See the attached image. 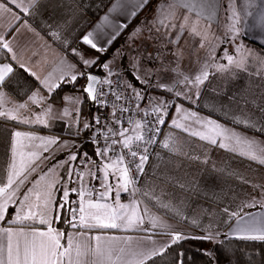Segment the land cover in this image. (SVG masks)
<instances>
[{
	"label": "crops",
	"instance_id": "1",
	"mask_svg": "<svg viewBox=\"0 0 264 264\" xmlns=\"http://www.w3.org/2000/svg\"><path fill=\"white\" fill-rule=\"evenodd\" d=\"M223 1L225 0H210V2L214 5V9L206 10L204 16H202L199 21V25L210 28L208 31L210 40H212L213 34L217 32L218 18L221 3ZM236 1L239 2V6L242 8L239 13L243 20L241 33H243V35H245V37L251 42H254L264 48V29L255 26L253 16L247 14L249 12L253 14L257 13L260 10V5L264 4V0H254L255 6H250L249 0ZM122 2L124 3V8H122L119 12L112 13L109 16L112 25L105 27L106 32L112 33L116 30L114 25H118L122 21L127 22V27L120 31L116 40L129 30L133 21H135L137 16L144 11V8H146L145 6L143 9L137 10V15L135 17H131L130 13L138 0H122ZM185 2H191V0H168V3L183 4ZM23 3L25 7L28 6V0H23ZM65 3L66 0H39L36 8L31 10L34 13L33 15L23 16V14H21L23 16V20H27L32 28L35 29V33H38L39 35L37 36L35 33L26 29L22 30L21 34L17 36L14 42V48L17 49V54L20 60L35 71L38 76L41 78L48 77L50 84L60 83V86H69L61 92H56L59 87L54 88L50 96L46 89H42V95L47 97L46 103L48 104V99L50 98L61 95L62 93L71 92L73 97L77 99L76 102L69 103L67 109L68 111H71L73 115L74 110L79 109L81 118H79L77 123L73 117L70 121L66 119L64 120L59 117L63 112L61 106L52 105L51 116L44 118V123L38 122V124L49 125V127L36 126L37 121H35L36 127L26 125L21 122L20 115L16 120H0L15 122L19 125L17 127L6 126L8 131H12L13 133L17 131H24L23 133L32 135L34 139H42L44 137H46V139H50L49 135L55 134L42 133L39 130H55L58 125L62 126V129L64 130L76 129V132L80 130L82 132L81 139L79 138V135H77L76 138L71 137V140L60 139L58 142L66 143L70 141L74 142V145L76 143L79 144L81 142H89L95 146V144L91 142V137L87 140L84 134V131L89 130L90 128L84 129L83 127L85 123H89L90 119L94 117V112L91 113V110L93 111L92 103L87 100L80 85L76 86V88L72 87L79 81V79L75 84L61 82V77L66 78L71 75L72 70L69 68V65H76V69L80 71L84 70L83 65L79 63L78 59L74 61L73 58H75V55L71 52V48H74L72 45H70V49L67 52L72 54L73 58L69 56L68 53L62 51V48H66L63 43L64 39H67L70 42L73 40L72 34L82 36L87 31H91L95 25L101 21L102 17L108 13L109 8L112 7L115 0L112 1L101 16L93 22L91 27L84 30L80 27L77 28L75 24L67 25L63 22L62 19L67 14H70L72 9L81 11V8L75 3L69 2L71 5L69 6L70 8L65 5ZM155 3L156 0H150L148 5L151 6ZM165 5L167 7V4ZM60 8H62L61 11H59ZM213 10L215 15H212L210 19H205L204 17L208 16L209 12ZM62 11H65L63 12L64 14H58V12ZM180 12L182 14H188L190 16V22H194L196 20L195 12L188 13L186 9H181ZM182 14L179 19L173 21L177 25L183 23ZM147 16L149 17L150 14ZM23 20L21 23H23ZM10 23H12V18L10 16L0 18V32H3L6 35V38L9 39H11V35H8ZM203 30L206 29H202V31ZM52 31H59L61 39L58 40L53 38L50 34ZM185 35L186 30L183 34L179 35L176 43H169L170 40L176 39L178 36V28L172 29L170 34L166 36V40H168L167 46L164 45V43H161L160 45L161 49L170 52L168 55L171 58V63L169 61L170 58L166 55V53L163 54L165 55V60L171 65L176 63V59L172 53L179 48V45L183 42ZM189 36L193 35L189 32L187 34V38ZM116 40L114 42H116ZM211 43L205 42L204 47L201 48V43L191 42L188 39V43H185L181 49L183 56L179 61L180 70L187 75L193 74L192 76H194L200 66L205 62L217 65L215 57H220V51H232L230 44L225 42L219 46L214 59H209L203 54L205 51L210 50L209 45ZM122 45L121 40H119L117 44L115 43L112 48L110 47L108 49V52L111 50L115 52V50L119 47L121 50L129 52L125 48L122 49ZM82 46L89 49L88 52H80L84 57L91 58L98 55V53L90 49L88 46ZM33 53H35V55H33ZM124 55H119V60L116 62L117 70H119L118 73H123L126 83H132L139 90L142 88V85L133 79L131 74L132 65ZM8 62L10 61L5 59L4 54L0 52V64ZM160 66L161 64L154 66V68H159ZM14 67H16L15 64ZM187 67H192L193 71H187ZM126 68L129 69L128 72L130 75H127L128 72L126 71ZM208 70V79L199 86L198 98L196 96V89L191 85L187 88L183 85L180 86L181 90L188 92V95L192 97L189 100H187V98L183 95L177 97L174 93L165 92L157 87H154L153 89L151 87L146 88V99L143 101V106L146 108L149 107L148 100L158 99L155 95L153 99H148V92L150 90H152V92L162 94L164 97L163 100L168 103L172 98H175L176 102L171 108L167 109V115L164 117L165 123L158 139L157 148L151 160L144 166L140 182L136 186L129 185L128 191L121 196L125 201L129 198V195L132 196V200L139 205L138 212L141 215L144 214V209H147V215L144 216V228L151 227L150 221L153 217L158 219V225L153 228L151 232H145L143 228L130 230H125L123 228H72L71 231L67 233L65 239L63 240L62 238V244L66 245L67 237L71 235L74 243L77 241L82 243L87 242L94 247L97 243L94 237L99 235L102 237L100 244L105 249L106 253L109 251L111 252V259L109 260L106 255L103 258V264H137V260L141 258L139 253H147L152 248H159L160 246L170 242L171 237L169 233L172 232L182 233L186 237H203L209 230H211L214 233H220L217 240L225 239L224 234L229 233L230 228L235 225V219L229 220L228 213H226L224 209L227 208L229 211H237L242 203L251 201L250 194L252 191L253 195L258 194V191L260 190L264 191V188L259 186V181H257L260 180L259 178L264 179V172L252 165L255 164L264 169V164L240 155L239 153L242 145L236 144L235 139L232 138V134L234 133L236 136L245 140H254L260 148H264V138L229 125L228 123L220 121L216 118L210 117L205 113L214 114L227 122L264 134V131L260 129L258 117L256 116L258 110L264 109V96H262L261 101L259 96L260 88L261 94L264 95V87L255 86L258 84L255 83V81H258L260 78V75H258L259 73L254 75V73H251L250 71L248 72L245 69L243 70L242 68H236L233 66L230 67L229 71H218L214 66L210 67ZM113 71L116 72V69H113ZM257 71L259 72V70ZM172 75L173 72L171 71H162L158 74V76H153L152 80L154 84L164 82L170 85L171 82H173ZM12 76L13 75H11L9 79H11ZM29 76L32 78L33 84L30 85L29 82L25 85L19 84V90H27L30 93L31 90L41 87L40 82L35 77H32L31 75ZM113 77L114 76L111 78ZM4 91L8 93V98L11 101V92L8 88H5ZM26 99L27 97L24 94V100ZM24 100L22 102H24ZM13 104L18 103L15 101L7 103L4 105V109H6V107L13 106ZM181 105L186 112L197 113L201 121L211 120L222 126V128L226 130L225 136L228 138L217 136V144L213 145L208 140L200 139L199 135H192V132L207 133V129L202 128V126L195 123L193 119H182L176 112V107ZM43 108V104H32L30 112H27L28 110H23L21 112L24 116L23 118H25L27 114L29 115L33 112L40 115ZM250 116L255 118L253 119L254 123H252L254 125L253 127H248L244 123L240 122L246 118L248 119ZM173 119H176L178 123L183 125V127L177 128L173 126ZM261 128L264 129V125ZM185 129L188 130L185 131ZM128 135H133V133L130 131ZM12 137L13 135L10 137L9 134V138ZM66 137L67 136H65V138ZM221 141L226 144L225 148L219 147V143ZM165 142L169 144V148L163 147ZM96 150L93 155L90 153H82L80 156L79 161L82 164L83 181L76 178L79 180L76 184V189L77 185L86 187L91 175L93 174H98L101 178L100 193L105 192V188L102 187V182L110 185H115L117 183L116 177H118V170L116 168H109L107 170L108 181L104 182L100 171L103 158H100L97 155ZM85 154H87V158H85ZM75 162L76 161L74 160V164L77 165ZM76 165H74L75 168L78 167ZM120 166L122 167V165ZM251 171H255L254 177L251 176ZM251 178H253V187H251ZM6 183L7 180H4V185ZM257 185L258 187L256 188L255 186ZM133 189H135V192H133ZM10 191H12V189L8 190V195H11ZM146 193L147 195H145ZM15 196L16 192L12 195V199L7 201L5 200V197L0 196V204H5L7 209L4 214V218L7 215L8 219L12 217L11 209V213L8 212V209L12 208L11 202ZM75 197L76 195H73V193L70 192L68 201H75L73 208L78 209V202ZM58 198L59 193L55 196L56 200H58ZM256 199L257 201L264 203V194ZM105 202L107 201H103L101 203ZM243 212L255 215H264V207H261L258 203L256 207H245ZM58 214V211H54L50 224L53 229L60 231L55 227L57 222L56 217ZM4 218L0 220V243L5 244L6 238L3 237L2 232L4 228L11 227L14 229H23L25 233H30L33 230L46 232L49 226L11 223L9 222L10 219L6 221L7 225L3 226L2 224ZM78 220L79 219L77 217V223L79 222ZM80 233H83L84 235L81 236ZM149 235H151V241L146 239ZM228 238L236 239L231 235H229ZM29 239H31V236H29ZM91 259L95 258L93 257Z\"/></svg>",
	"mask_w": 264,
	"mask_h": 264
},
{
	"label": "snow or ice",
	"instance_id": "2",
	"mask_svg": "<svg viewBox=\"0 0 264 264\" xmlns=\"http://www.w3.org/2000/svg\"><path fill=\"white\" fill-rule=\"evenodd\" d=\"M150 0H138L134 5L133 10L130 13L131 17L137 15V10L143 9L149 4ZM39 3V0H28V6L25 7L23 0H0V18L4 16H10L12 18V23L9 25L8 35H11V39L6 38V35L3 32H0V52L4 54V58L8 59L10 62L0 64V117H6L13 120L17 119V116L20 115L21 122L29 123L31 121L23 118L21 110L31 111L32 104H43L44 105V115L52 113L51 105L47 104V97L42 95V89H46L49 96L51 95L54 88L60 87V83L50 84L48 77L41 78L37 75L35 71L29 68L24 62H22L17 54V49L14 48V42L22 32V30H28L35 33V29L28 23L27 20H23V16L33 15L31 11L36 8V5ZM250 6H255L254 0H249ZM167 4V10L161 11L162 7ZM236 0H229L227 8L231 11V17L233 23L229 27V31L233 34H238L237 24L240 23V16L235 8ZM124 8V3L122 0H115V3L112 4V7L109 8L108 13L105 14L101 21L95 25L91 31H87L85 34L79 37V41L82 45L88 46L90 49L98 53L97 56L93 58H86L82 53L79 52L77 48H71L73 55L79 57V63L83 65V71L77 70L76 65H69V68L72 70L71 75L61 77L62 83H71L75 84L78 79H84L85 84L82 86V91L85 94L87 99H90L94 104H100L101 106H107V101L102 98L106 95H113L116 101H120L124 98L123 92H118L113 87L114 81L111 79L112 76H116L117 80L115 84L117 87L122 84V77H120L118 72H114L112 69L113 60L105 61L102 64L100 63V55L106 53L108 49L112 46L113 42L116 40L117 36L120 34L124 28L127 27V22H121L118 25H114L116 29L112 33L105 31V27L112 25V22L109 19V16L112 13L119 12ZM181 9H186L188 13L195 12L196 20L190 22V16L188 14H182ZM214 9L213 3L210 0H191V2H185L183 4L178 3H168V0H156L155 12L158 14L154 15L151 25L148 28L150 33L155 32L157 35L163 39L165 36L170 34L172 29L178 28V36L176 39L170 40L169 43H176L179 35L183 34L185 30H189L191 34L200 36L201 32L199 31L197 25L199 24L200 18L204 16L206 10ZM23 14V16L21 15ZM182 14L183 23L177 25L173 21L180 18ZM250 16H253V21L255 26H258L264 29V4L260 5V10L253 14L251 12L247 13ZM212 15H215L214 10L209 12L208 16L204 17L205 19H210ZM23 20V23L21 21ZM139 32V29H137ZM37 36L38 33H35ZM53 38L61 39L59 31H52L50 33ZM135 35V33L133 34ZM66 48L70 47L71 42L67 39L63 41ZM200 47H204V41H201ZM35 55V53H33ZM117 55H120L119 50H117ZM172 55L176 59V67L165 69L161 65V71H171L176 73V77L171 85L164 82L155 83V87L162 89L165 92H174V94L179 97L183 95L187 99L192 97L188 95V92H185L180 89V86L183 85L187 88L189 85L196 89V96H199V86L202 85L209 76V68L216 67L218 71L226 70L225 65H212L208 62L202 64L194 76L187 75L180 70L179 61L182 59L183 53L179 48ZM149 58H151V53H148ZM214 59V57H212ZM140 56L132 57L130 63L132 65V76L138 83L142 85L141 89H137L132 83L123 84L125 91L131 93L130 103L135 105L137 112H143L145 116L149 115V109H141L140 103L146 99V88L153 86L152 77L157 75V71L151 68L145 69L141 66ZM228 65H233L236 68L244 67V59L239 60L234 59L233 56H227ZM14 64L16 67H14ZM99 64V67L105 70V77L101 79L96 74L92 73L90 69L96 67ZM23 70L25 73H28L32 77H35L39 82L41 87L35 90L25 91L26 100L22 103L13 104L11 109H4V105L10 103L11 101L8 98V93L4 91L11 83H18L14 79H9V77L17 70ZM98 85H107V91L103 87H98ZM190 91V89H189ZM19 93H17L18 95ZM66 100H76L74 97H65ZM148 104L151 109V113L155 115V124L163 125L165 123L164 117L167 115V109L170 107L167 101L157 99V100H148ZM112 110V119L113 123L116 125H121L120 128L108 127L107 131L104 133L105 146L103 148H97V155L102 157L105 161L103 164L102 170L104 171L105 180L108 177L109 168H117L120 171L121 175L116 177V194L113 204L107 202L101 203L97 202H88V207L85 209L83 204L84 193L82 190L76 188L68 189L64 187L63 198L61 203L56 206L58 213L64 210L66 207L71 213V218L67 220V223L70 227L76 229L78 227L82 228H100V229H117L123 228L125 230L143 228L145 232H151L155 228L159 221L157 218L153 217L150 221L151 227L144 228V216L147 215V209H144V214L141 215L138 212L139 205L136 202L130 205H124L120 203V190L128 191L129 184H135V178L130 177V171L135 170L137 174H142L144 171V164L149 158V149L148 145L155 143V138L149 136V133H158L159 127H151L147 122L143 120H134L129 118L127 123L131 126L123 127V121L120 117L117 116V111L121 113L129 112L130 109L125 106H118L113 103ZM176 112L181 116L182 119H193L195 123L200 124L202 128L207 129V133L192 132V135H199L200 139L208 140L211 144H217V136L228 138L225 136L226 130L222 126L216 124L211 120L201 121L195 112H186L182 105L176 107ZM70 113L67 108L63 110V116H69ZM37 122L44 123L45 121L41 120L40 116L36 117ZM78 122V114L76 117ZM248 127H253L254 125L247 119L240 121ZM94 125H100L101 121L98 116L93 117L92 123H85L83 125L84 129H88ZM172 125L181 128L183 125L177 122L176 119L172 120ZM188 129H185L187 131ZM129 131L133 135H128ZM264 131V129H262ZM97 135L99 134V129L97 130ZM22 135L21 132L17 131L14 133V137L19 138ZM113 137H119L115 139ZM232 138L235 139L237 145H242L240 150V155L247 157L250 160L258 161L261 164H264V148H260L254 140H245L239 136L232 134ZM110 141V143H109ZM94 143L98 141L94 140ZM49 144L56 143L55 140H49ZM17 141L14 140L12 145L13 153L16 151ZM119 145L121 149H127L126 153L120 152L113 159L109 156V153L115 152V146ZM164 148H169V144L165 142L163 144ZM220 148H225L226 144L221 141L219 143ZM47 151V148L44 149ZM130 157L131 159L125 163V157ZM77 157L75 155L71 156V160H75ZM87 158V154H85ZM13 170L15 169V164L12 165ZM21 173L12 171L8 175L7 183L0 187V196L5 197V200H11L12 195H8V190L11 189L15 183L13 176H20ZM78 179L83 181V174H75ZM67 182H75L73 180V171L70 169L68 172ZM23 183V181H21ZM102 187L105 188V192L99 194V199L107 201L111 198V192L113 186L110 184H105L102 182ZM264 188V186H262ZM71 193H77L81 199L78 209L73 208L68 201V197ZM135 192V189H133ZM147 195V193L145 194ZM40 195H37V199H40ZM50 194H47L45 197L44 210L36 213L32 211V206L29 205L28 211L26 214L17 217L18 222L35 220L39 216L40 224H47L48 229L44 231L33 230L30 233H25L23 229H14L11 227L4 228L2 230L3 237L6 238V244L0 243V264H103V258L107 255V258L111 259V252L105 251V249L100 244L102 239L101 236H95L94 239L97 242L93 247L87 242H73V237L69 235L67 237V244H62L61 240L64 238L65 234L51 227L50 221L47 217V204L50 202ZM24 200H28V195H24ZM23 203V202H21ZM75 203V201L71 202ZM260 204L261 207H264V203L257 201L255 197L252 198L249 202L242 203L237 211H229L225 208L224 211L228 213L229 220L235 219V225L230 228L229 233L224 234L225 239L229 235L233 236L236 239L240 240H249V241H262L264 242V215H255L252 213H244L243 209L245 207L252 208L256 207L257 204ZM5 204H0V220L4 218L6 212ZM77 211L81 213L79 216V223H77ZM57 219H60L58 214ZM94 221V222H93ZM195 223V221H194ZM83 236V233H80ZM171 239L170 242L160 246L159 248H152L147 253H139L140 259L137 260V264H146L147 260L152 259L156 256H163L168 248L173 244L180 242L183 239L188 237L184 236L182 233L172 232L169 233ZM31 236V239H29ZM220 236L219 232H213L209 230L207 234L199 239L206 241H216ZM147 240L151 241V235L146 237ZM207 255H211L207 253ZM180 256H183V253H180ZM95 259H91V258ZM67 258V259H65ZM213 259H215L213 257ZM178 264H183V259L178 261Z\"/></svg>",
	"mask_w": 264,
	"mask_h": 264
},
{
	"label": "rangeland",
	"instance_id": "3",
	"mask_svg": "<svg viewBox=\"0 0 264 264\" xmlns=\"http://www.w3.org/2000/svg\"><path fill=\"white\" fill-rule=\"evenodd\" d=\"M229 0H225L221 3V9H220V13H219V18H218V25H217V32L215 34H213L212 36V40H210V35H208V31L210 28H207L203 25H197L199 31L201 32L200 36H189L187 38V34L190 32L189 30H186V35L184 37L183 42L181 43V45H179V49L181 50L184 46L185 43H188V39L191 42H195V43H201V41L203 40L204 43L205 42H212L209 45L210 50L207 52H204V56L209 59H212V57H215V55L218 52L219 46L225 42H227V44L229 43L231 46V50L232 51H220L221 55L220 57H215L217 64L219 65H225L226 66V70H230V67H232L233 65H228V61H227V56L231 55L234 57V59L239 60L241 58L244 59V67L242 68L243 70H247L248 72L250 71L251 73H254V75H260L259 80L255 81V83H258L255 86L258 87H264V56L261 55L260 53H258L256 50H254L253 48L247 46L242 38H245V35H243V33H241V26H242V18L241 15L239 14L240 11L242 10V8H240V4L239 2L236 1L235 4V8L237 13L240 16V23L237 24V28H238V34H233L231 31H229V27L230 25L233 23L232 19H230L231 17V11L227 8ZM152 7V8H151ZM155 8H156V3L151 5V6H146V8H144V11L139 14V16L136 18L135 21H133V23L131 24V27L129 28V30L123 35V38H125V42L124 45H122V49L125 48L127 49L129 52H125L124 50H121L120 47L118 49L114 51H110V56L106 61L109 60H113L114 63L112 64V69H116V72H119V70H117V63L119 60V55H117V50H119L120 55H124L129 62L131 61L132 57L134 56H141L140 58V63L141 66L145 69L151 68L153 70L157 71V75L160 74L161 71V66L158 68H154V66H158L159 64L163 65L164 68H174L176 67V63L174 65H171V58L168 55L167 51H164L163 49H161V43H164V45L167 46L168 40H166V36L161 39V37L159 35H157L155 32L150 33L148 31L149 26L152 23L153 17L154 15L158 14L157 12H155ZM151 9V10H149ZM167 7L166 5H164L161 9V11H166ZM150 16L148 17L147 15ZM137 29H139V32H137ZM202 29H206L203 30ZM135 33V35H133ZM193 39V40H192ZM249 40V39H247ZM250 41V40H249ZM256 44V43H255ZM258 45V44H257ZM160 46V47H159ZM158 48V49H157ZM160 48V49H159ZM143 49V50H142ZM155 49V50H154ZM132 50V51H130ZM182 51V50H181ZM148 53H151V58H149ZM163 53H166V55L170 58V63L167 62L165 60V55ZM155 55H158V59L157 60H153V57ZM143 56V57H142ZM76 59L79 60L78 56H75ZM93 58V57H91ZM153 66V67H152ZM132 67V66H131ZM234 67V66H233ZM259 70V72L257 71ZM105 73V70H103ZM187 71H193L192 67H187ZM106 75V74H105ZM120 77H122V85L126 84V79L123 75V73L119 74ZM193 75V74H192ZM190 75V76H192ZM105 77V76H104ZM104 77H102L101 79H103ZM176 77V73H173L172 75V79L174 81ZM114 78L117 80V77L114 76ZM246 78V77H245ZM173 82H171L172 84ZM170 84V85H171ZM263 84V85H262ZM155 87V84L153 82V86H151V88L153 89ZM19 93V92H17ZM17 93H14L12 91L11 95V102L15 101L17 103H21L24 100V94L21 95L20 93L17 95ZM154 95L158 98L163 100L164 97L162 94H158L155 92H152V90H150L148 92V99H153ZM260 101L262 100V96H264L263 94H261V88H260ZM65 97H73V95L71 94V92L69 93H62L61 95H57L53 98L48 99V104L49 105H59L61 106L62 110H64L65 108H68V104L71 102H76V100H66ZM75 98V97H74ZM189 100V99H187ZM13 106L10 107H6V109H11ZM148 109H150V106L147 107ZM23 111V110H21ZM29 112V111H27ZM70 115L69 116H63V112L62 115L59 116L62 119H66L69 120L73 118L77 117L78 114V120L79 118H81V114H80V110H74V115L71 113V111H69ZM73 115V116H72ZM19 116V115H18ZM17 116V117H18ZM40 116V118L42 120H44V118L46 117H50L51 114L48 115H44V108L42 109V113L40 115H38L37 113L35 114L34 112L31 114H27V116L25 117L27 120L31 121L29 123H25L26 125H29L31 127H36V126H40V127H49V125H41V124H36L35 126V121L36 117ZM24 117V116H23ZM22 118V117H21ZM252 116H250L247 120H249L251 123L253 122ZM0 119H10V118H6V117H0ZM23 123V122H22ZM77 123V120H76ZM253 131V130H250ZM24 131H21L22 134H26V135H22L19 138L14 137V133L12 131H9L10 133V137L11 135H13L12 138H9V143H8V149H7V156H6V165L4 166L5 168V180L8 179V175L10 174V172L15 171V172H19L21 173L20 176H13V179L15 181L13 187L11 188L12 191H10L11 195L13 193L16 192V196L15 198L12 200L11 202V207H12V217L10 218L9 222L11 223H21V224H32V225H42V226H46L47 224H40L39 223V216L36 217L35 220H28V221H23V222H18L17 221V217L18 216H22L24 214L27 213L28 211V207L29 205L32 206V211L39 213L41 211L44 210V205H45V197L47 194H50V202H48L47 204V219L51 222L52 219V214L54 213V211H57L56 206L61 203L62 198H63V191L62 189L64 187H67L69 190L72 188H76V184L79 181L78 179L75 178L74 176V171L75 169H79L81 171L82 174V164L79 162H77V165L74 164V160H71V156L75 155L76 156V150H73L74 148V142H66V143H59L58 140L60 139H65V140H71V137H61L59 135H49L50 139H46V137L44 138H36L34 139L32 137V135H29L27 133H23ZM60 132L62 133L63 130ZM66 134H72L71 131H64ZM81 134L82 132L80 130L77 131V135H79V138L81 139ZM252 134V133H251ZM75 135V134H73ZM78 138V139H79ZM17 141V145H16V151L15 154L13 153L12 150V145L13 142ZM49 140H55L56 143L53 144H49L48 141ZM73 141V140H72ZM72 143V144H71ZM77 144V143H76ZM79 144H77L76 146H78ZM47 148V151H45L44 149ZM97 152V150H96ZM100 157V156H99ZM101 158V157H100ZM102 165L100 168V171L102 173L104 182L108 181V177L107 180H105V176H104V171L102 170L103 164L105 163V160H102ZM13 163L15 164V169L13 170L12 165ZM78 166L77 168H75V166ZM121 166H118L116 169L118 170V168ZM73 171V180L75 182L72 183H68L67 182V177H68V172L69 170ZM118 177L121 175L120 171H117ZM98 175V174H96ZM99 176V175H98ZM259 186H263L264 185V179L263 178H259ZM263 179V180H262ZM21 181H23V183H21ZM116 185H112L113 186V190L111 192V198H109L107 200V203L109 204H113L114 203V199H115V194H116ZM130 185V184H129ZM253 187V186H251ZM256 188L258 187L255 186ZM129 188V186H128ZM77 189L78 190H82L84 193V198H83V204L85 209H87L88 207V202L90 201L88 199V197L85 194V187H82L80 185H77ZM255 189V188H253ZM251 189V190H253ZM127 191H123L122 189L120 190V203L124 204V205H132L133 204V200H132V196L129 195V198L125 201L124 198L121 195H124ZM59 193V198L58 200L55 199L56 194ZM27 194L28 195V200H24V195ZM40 195V199H37V195ZM264 191L260 190L258 191V194L253 195V191L250 194V200H252L253 197L258 198L263 196ZM75 198H77V202H78V207L79 204L81 203V199L80 197L77 195ZM257 200V199H256ZM100 202H103V200H100ZM4 202V201H3ZM23 202V203H21ZM97 202V201H96ZM3 204V203H2ZM81 215V213H79V211H77V217L79 219V216ZM79 221V220H78ZM79 223V222H78Z\"/></svg>",
	"mask_w": 264,
	"mask_h": 264
},
{
	"label": "trees",
	"instance_id": "4",
	"mask_svg": "<svg viewBox=\"0 0 264 264\" xmlns=\"http://www.w3.org/2000/svg\"><path fill=\"white\" fill-rule=\"evenodd\" d=\"M113 0H66L65 5L68 7L71 6L69 2L75 3L77 6L81 8V11H77L76 9H72L70 14H67L62 20L67 25L69 24H75L77 28L88 29L91 27L93 22L103 14V12L109 7V5L112 3ZM63 2V1H62ZM70 8V7H69ZM62 8L59 9L61 11ZM58 12V14L63 13ZM64 14V13H63ZM63 16V15H62ZM61 16V17H62ZM139 16V15H138ZM137 16V17H138ZM124 35V34H123ZM123 35L116 40L111 46V48L121 40V44L124 45ZM73 40L71 41V44L74 48H77L79 52H88L89 49L82 46V44L79 41L78 35L72 34ZM243 42L256 50L258 53L264 56V48L261 46L255 44L254 42H251L245 38H242ZM70 48H62V51L65 53H68L67 51ZM69 56L73 58V55L68 53ZM110 56V52H106L102 55H100V63L102 64L105 62ZM74 61H76V58H73ZM90 71L100 78L103 77L105 74L103 69L99 67V64L96 67H93L90 69ZM126 71L128 72L129 69L126 68ZM12 78L15 81H18V83H11L8 87V90L12 93L19 92L21 95L25 94V91H21L18 88V85H25L27 82L30 83V85L33 84L32 78L26 74L24 71L17 69L13 74ZM127 75H130L129 72ZM85 80L79 79V81L72 86L73 88H76V86L80 85L81 87L84 85ZM69 86L67 85H61L56 92H61L65 88ZM71 87V86H70ZM72 88V89H73ZM27 91V90H26ZM86 100V99H85ZM87 102V100H86ZM264 105V101H263ZM94 112L91 110V113ZM205 113V112H204ZM209 115L210 117L216 118L220 121H223L225 123H228L229 125H232L234 127L240 128L246 132L252 133L254 135L260 136L264 138V134L261 132L256 131H250L249 129L242 128L240 126H237L233 123L227 122L223 119H220L219 117L215 116L211 113H205ZM258 117V123L260 125V129L262 130V126L264 125V109H260L257 112ZM257 120V119H256ZM93 118L90 119L89 123H92ZM6 126H19L15 122H8V121H2L0 120V187L4 185L5 180V168L6 165V156H7V149H8V143H9V131ZM94 128V124L92 127H90L89 130L84 131V134L87 138L91 137V132ZM60 130L63 132L61 133ZM42 133H51L59 136H67V137H77L76 129L73 130H64L62 129V126L58 125L55 130H39ZM64 131H71L72 134H66ZM75 134V135H73ZM77 144L74 145L73 150H76V156L75 163H77L80 159V156L82 153H90L93 155L95 150L97 149L96 146L92 145L89 142H81L78 146ZM257 169H260V171L264 172V169L255 165ZM255 171H251V176L254 177ZM75 176V175H74ZM76 178V177H75ZM259 178V176H258ZM255 180V179H254ZM253 178H251V186ZM73 195H75L73 193ZM77 196V195H76ZM71 207L74 206V203H71L72 201L69 200ZM10 209H8V212H10ZM60 219H57V222L55 224V227L59 229L61 232L65 234L63 240L67 236V233L71 231L72 227L69 226L67 223V220L71 218V213L68 211V208L66 207L64 210L59 212ZM10 219V218H9ZM8 215L4 218L3 226L7 225L6 221L9 220ZM225 229V228H224ZM64 242V241H63ZM180 253H183V256H180ZM207 253H210L211 255H207ZM213 257L215 259H213ZM183 259V264H264V242L262 241H249V240H240V239H220L216 241H206L203 239H199V237H188L186 239L181 240L180 242L173 244L170 248H168L167 252L163 256H156L152 259L146 261V264H178V261Z\"/></svg>",
	"mask_w": 264,
	"mask_h": 264
},
{
	"label": "built area",
	"instance_id": "5",
	"mask_svg": "<svg viewBox=\"0 0 264 264\" xmlns=\"http://www.w3.org/2000/svg\"><path fill=\"white\" fill-rule=\"evenodd\" d=\"M158 59V55H155L153 57V60H157ZM114 81L113 87L116 89V91L118 92H123L124 94V98L120 101H116L115 97L111 94L104 96L102 99L107 101V106H101L100 104H94L92 102V106L94 109V116H98L100 118L101 124L100 125H94V128L91 132V142H93L94 140L98 141V143H94L96 148H103L105 146V139H104V133L107 131L108 127H112V128H120L121 125H116L113 123V119H112V110H113V103L117 104L118 106H125L128 107L130 109L129 112L123 113L121 115V113L119 111H117V116L121 118V120L124 122L123 123V127H129L131 128V126L127 123V120L129 118L134 119V120H143L145 122H147L151 127L155 128V127H159V132L158 133H149V136H153L155 138V143L149 144L147 147L149 149V158L147 160V162L144 164V166L151 160L156 148H157V143H158V139L160 137V134L163 130V125H156L155 124V115L151 113V109H149V115L145 116L144 113L141 112H137V110L135 109V105L133 103H130V99H131V93L127 92L124 90L122 84L121 86L117 87V85L115 84L116 79L113 77L111 78ZM98 87H103L106 91L108 86L107 85H98ZM174 93V92H172ZM176 102L175 98H172L169 101V105L171 108ZM140 103V108L141 109H145L146 107L143 106V101L139 102ZM99 129V134L97 135V130ZM130 132V131H129ZM115 139H119V137H113ZM110 143V141H109ZM115 152L109 153V156H111L113 159H115V156L118 155L120 152H124L126 153L128 150L127 149H121L119 145L115 146ZM131 159L130 157H125V163L128 162V160ZM76 173H81V171L79 169H76L74 171V175ZM130 177H134L135 178V184H130L131 186H136L139 182L140 179L142 177V174H137L133 168L132 171H130L129 173ZM76 177V175H75ZM77 178V177H76ZM100 182H101V178L100 176L93 174L90 177V180L88 181L87 185H86V195L88 197V199L92 202H96L99 201V194H100ZM75 195H77V193H74Z\"/></svg>",
	"mask_w": 264,
	"mask_h": 264
},
{
	"label": "water",
	"instance_id": "6",
	"mask_svg": "<svg viewBox=\"0 0 264 264\" xmlns=\"http://www.w3.org/2000/svg\"><path fill=\"white\" fill-rule=\"evenodd\" d=\"M90 103H92V101L90 99H87Z\"/></svg>",
	"mask_w": 264,
	"mask_h": 264
}]
</instances>
